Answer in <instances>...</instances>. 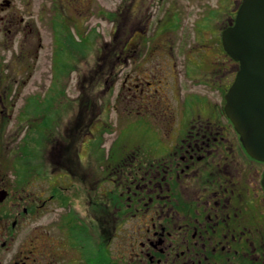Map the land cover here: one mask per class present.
I'll return each instance as SVG.
<instances>
[{"label":"flooded vegetation","instance_id":"obj_1","mask_svg":"<svg viewBox=\"0 0 264 264\" xmlns=\"http://www.w3.org/2000/svg\"><path fill=\"white\" fill-rule=\"evenodd\" d=\"M63 1L86 22L95 16L94 0ZM164 1L149 11L154 0H122L123 24L86 59L106 90L84 92L75 117L95 137L114 113L118 131L94 167L83 146L62 157L59 137L37 133L48 93L27 89L32 21L13 0L0 2V264H264V162L225 113L239 64L221 33L241 0H229L233 15L219 28L206 0H184L187 10ZM85 29L91 44L95 29ZM137 124L143 138L134 142L145 143H124L125 127Z\"/></svg>","mask_w":264,"mask_h":264},{"label":"rangeland","instance_id":"obj_2","mask_svg":"<svg viewBox=\"0 0 264 264\" xmlns=\"http://www.w3.org/2000/svg\"><path fill=\"white\" fill-rule=\"evenodd\" d=\"M206 1L209 6V14L212 18L218 19L215 26L218 28L225 26L227 21L230 20L226 14L233 15L230 1L223 0L221 5L223 7L225 3V8H222L223 10L221 9L217 14L211 12L214 9L216 10L220 0ZM157 2L158 4H156ZM70 3L71 1L61 3V0H13V10L21 13V17L25 19L31 18L32 21L33 35L30 47L33 49L32 57L35 70L27 89L31 92H37L39 95L42 92L48 93L42 112L41 110L37 112V115H44V120L38 123L37 133L48 131L51 139L59 137L60 155L62 157H69L71 154L70 149L75 152V149L83 146L81 156L83 157L87 153L88 157H92L91 162L94 167L97 159H101L100 156L105 154V149L110 144L109 141L118 137V131L116 128L117 118L114 113L111 116L112 128L106 129L103 127L104 132L102 134L98 133L95 137L90 134L93 129H90L89 126L82 128L81 121L75 117L78 108L80 109L79 104L84 108V103L89 101L84 100V92L91 90H102L103 92L106 90L105 87L102 88L101 84L94 86L96 79L94 80V77L90 76L86 59L89 58L94 48L100 49L101 44L110 42V28L121 26L123 19L129 12L125 8L122 10V0H94L95 16L86 22V20L78 17V10H72L73 7L69 6ZM63 4H65L64 7ZM162 4L166 5V2L164 0H154L149 11H159ZM179 4L185 10L192 8L184 0L179 1ZM192 23L193 18L183 16L181 27L185 28L187 32L192 28ZM89 26L95 29L91 44L86 39L88 35L84 33L85 28ZM209 26L215 27L211 22ZM162 68L166 69V67ZM105 80L106 78H102L101 83ZM119 81L117 84L115 83L113 90H117L120 84ZM79 96L81 97L79 98ZM105 100V96L99 95L97 97L95 100V106L98 108L96 112L100 113L102 111ZM91 101L93 100L91 99ZM83 108L81 109L83 110ZM123 136L125 139L132 141L124 142L129 145L145 143L134 142L139 138H143L142 130L138 124L126 126ZM149 137L147 136V138ZM38 138L40 137L38 136ZM94 138L106 140L107 142H93ZM78 153L80 154L79 150ZM65 211L60 205V214ZM46 218L42 222H46ZM62 235L65 237V232L60 237ZM68 251H71V249L69 248Z\"/></svg>","mask_w":264,"mask_h":264},{"label":"water","instance_id":"obj_3","mask_svg":"<svg viewBox=\"0 0 264 264\" xmlns=\"http://www.w3.org/2000/svg\"><path fill=\"white\" fill-rule=\"evenodd\" d=\"M221 38L226 54L239 64L225 113L247 153L264 162V0H242Z\"/></svg>","mask_w":264,"mask_h":264},{"label":"clouds","instance_id":"obj_4","mask_svg":"<svg viewBox=\"0 0 264 264\" xmlns=\"http://www.w3.org/2000/svg\"><path fill=\"white\" fill-rule=\"evenodd\" d=\"M77 209L78 211L85 217H88V209H87V203L85 199H78L77 201Z\"/></svg>","mask_w":264,"mask_h":264}]
</instances>
